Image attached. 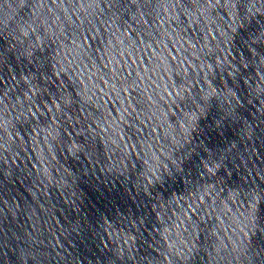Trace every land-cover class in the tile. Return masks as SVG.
Instances as JSON below:
<instances>
[{
    "label": "water",
    "instance_id": "obj_1",
    "mask_svg": "<svg viewBox=\"0 0 264 264\" xmlns=\"http://www.w3.org/2000/svg\"><path fill=\"white\" fill-rule=\"evenodd\" d=\"M0 264H264V0H0Z\"/></svg>",
    "mask_w": 264,
    "mask_h": 264
}]
</instances>
